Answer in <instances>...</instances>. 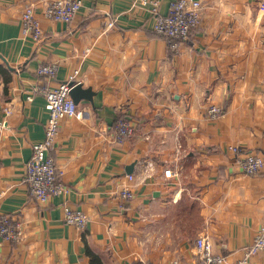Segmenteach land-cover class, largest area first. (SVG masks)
<instances>
[{"label": "crops", "instance_id": "1", "mask_svg": "<svg viewBox=\"0 0 264 264\" xmlns=\"http://www.w3.org/2000/svg\"><path fill=\"white\" fill-rule=\"evenodd\" d=\"M45 1L0 0V212L24 229L19 243L0 239V264H199L198 236L240 259L264 222V167L246 175L230 151L264 158L261 0H198L201 23L176 54L134 0H80L69 24L46 19ZM27 4L39 41L21 33ZM49 62L58 63L53 80L37 74ZM70 77L92 98L60 123L48 154L68 192L43 205L24 182L48 116L35 89ZM211 105L224 114L210 120ZM119 118L134 128L121 142ZM63 204L87 215L84 231L63 222ZM248 264H264V252Z\"/></svg>", "mask_w": 264, "mask_h": 264}, {"label": "built area", "instance_id": "2", "mask_svg": "<svg viewBox=\"0 0 264 264\" xmlns=\"http://www.w3.org/2000/svg\"><path fill=\"white\" fill-rule=\"evenodd\" d=\"M160 0H134V6L147 8L151 14V29L154 33L164 38L168 48L175 54L179 44L188 41L190 34L201 23L202 6L198 0H169L165 14L158 12ZM81 8L80 0H47L43 4L42 15L49 20L69 24ZM258 10L264 13V0L260 1ZM107 28L113 27V21L106 24ZM20 29L24 36L35 41L42 39L43 32L39 21L35 17L33 5L27 4L20 13ZM58 69V63L49 62L37 69V74L53 80ZM73 78L61 82L56 86L42 85L35 89L45 100L48 112L44 125V136L31 145V156L25 165L24 182L29 195L39 204H47L51 197L65 195L68 188L64 186L59 176L61 174L48 152L53 147L60 129V123L65 118L78 117L77 105L71 99L69 92L73 85ZM31 100V95L27 96ZM207 117L215 120L224 114V109L211 105L206 110ZM133 126L129 121L119 118L114 125L115 140L121 142L132 136ZM235 156L241 172L246 175H257L264 167V158L258 154L250 153L239 146L230 148ZM151 164H148L150 167ZM164 176H171L170 171H164ZM128 180L133 176L127 175ZM122 201L132 199V192L125 187L119 194ZM63 222L84 231L88 223L87 215L81 210L62 205ZM24 237L22 222L0 212V239L12 243H19ZM194 248L198 255L199 264H248L251 257L259 252H264V222L259 225L251 243L241 249V258L235 262L228 261L223 255L213 252L212 245L204 236L194 240ZM150 264V263H146ZM170 264H180L173 260Z\"/></svg>", "mask_w": 264, "mask_h": 264}, {"label": "water", "instance_id": "3", "mask_svg": "<svg viewBox=\"0 0 264 264\" xmlns=\"http://www.w3.org/2000/svg\"><path fill=\"white\" fill-rule=\"evenodd\" d=\"M70 85L73 86L70 89L69 95L75 104H77L82 98L87 101H91L92 93L90 89H82L80 83L71 82ZM127 173H130V169Z\"/></svg>", "mask_w": 264, "mask_h": 264}]
</instances>
